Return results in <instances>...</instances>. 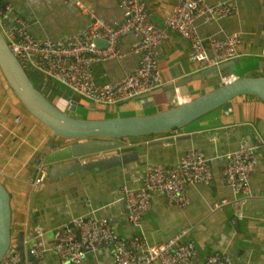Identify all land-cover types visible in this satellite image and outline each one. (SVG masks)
<instances>
[{"label":"crops","instance_id":"crops-1","mask_svg":"<svg viewBox=\"0 0 264 264\" xmlns=\"http://www.w3.org/2000/svg\"><path fill=\"white\" fill-rule=\"evenodd\" d=\"M7 1L12 4L11 16L23 19L29 33L38 39L61 38L78 31L88 21V17L71 1ZM78 1L95 16L110 24H118L123 19L117 0ZM174 1L143 0L148 18L162 26L163 16ZM208 2L229 3L233 10L229 16L216 21L203 23L196 20L198 33L202 37H222L228 33H238V56L228 66L216 69L200 79L186 82L182 88L186 89V94H180L176 88L181 98H193L217 87L222 76L262 74L260 51L264 31L263 0ZM136 41L135 36L127 34L119 40L118 48L122 51L128 50ZM186 53V42L177 34L168 32L166 39L156 48L157 67L163 85L196 75L205 69L188 61ZM135 61L136 56L127 52L119 57L94 62L91 65L93 79L97 84L115 81L129 71ZM31 76L34 85L51 102H54L55 94L66 100L59 109L64 110L66 105L68 107L67 98L72 99L75 96V101L83 103L85 108L101 111L88 100L71 94L60 84L38 74ZM150 92L105 110V117L144 115L173 104L167 103L163 91L155 94ZM257 139L264 146V103L254 96L241 94L181 128L163 134L131 138L129 140L134 144L102 154L105 156L139 149L141 155L134 161L102 170L74 171L56 179L44 180V175L41 184L30 186L27 180L34 176L31 159L47 141H56V136L26 112L13 93H10L0 74V182L9 193L12 233L10 240L16 244V233L22 232L25 257L26 246L33 240L36 229L42 231L41 239L49 246L53 229L69 223L74 217L106 218L119 237L129 238L134 234H141L148 244L164 241L183 227H189L187 238L193 241L196 257L188 264H202L210 252L225 254L233 264H264L262 151L248 178L250 192L241 207L242 216L235 218L230 203L211 209L214 202L221 199L230 201L234 198L229 187L221 181L223 155L236 150L242 144L251 145ZM189 148L204 150L212 170L210 182L206 185H186L188 204L184 207L169 203L162 192H155L151 197L150 209L142 215L138 227L128 223L119 200L120 186L139 187L145 165L171 166ZM24 261L29 264L32 259L25 258ZM36 264L71 263H61L53 251L47 250ZM79 264H111L109 251L100 246Z\"/></svg>","mask_w":264,"mask_h":264},{"label":"built area","instance_id":"built-area-1","mask_svg":"<svg viewBox=\"0 0 264 264\" xmlns=\"http://www.w3.org/2000/svg\"><path fill=\"white\" fill-rule=\"evenodd\" d=\"M73 2L87 17L84 27L58 39H38L27 30L26 22L11 16L12 4L0 0V33L11 53L28 74H38L60 84L71 94L80 96L100 110H109L132 98L148 93L163 85L156 60V48L168 32L177 34L187 44V60L201 68H218L222 62L238 56L240 36L236 32L222 37H202L196 20L216 21L229 16L233 7L225 2L208 0H175L163 16L162 26L148 18L143 0H117L123 19L110 24L95 16L78 0ZM264 6V0H263ZM127 34L137 38L128 50L118 48L119 40ZM103 41L98 45L95 41ZM127 52L136 56L135 65L115 81L97 84L91 65L94 62L119 57ZM261 72L264 76V31L260 51ZM236 76L220 78V84ZM178 94L172 103L188 100ZM127 138L125 145L134 144ZM263 143L257 139L251 145L242 144L225 153L221 163V181L229 187L234 198L212 203L211 209L230 203L235 218H240L241 207L249 195V175L255 169ZM34 176L27 180L30 186L41 184L45 170L41 160L32 163ZM139 187L125 185L119 188V200L125 219L138 227L142 215L150 209L151 197L162 192L165 199L177 207L188 204L185 187L188 184L206 185L212 178L209 159L204 150L187 149L171 166L147 164L140 176ZM189 227H183L166 240L148 244L141 234L119 237L106 218L74 217L67 224L53 229L51 243L46 246L42 231L34 230V238L26 246V253L34 261L44 257L47 250L55 253L61 263L79 264L90 252L104 246L109 251L111 264H188L196 257L193 241L187 238ZM24 241H22L23 246ZM19 251L10 243L0 264H18ZM202 264H233L223 253L210 252Z\"/></svg>","mask_w":264,"mask_h":264},{"label":"water","instance_id":"water-1","mask_svg":"<svg viewBox=\"0 0 264 264\" xmlns=\"http://www.w3.org/2000/svg\"><path fill=\"white\" fill-rule=\"evenodd\" d=\"M95 42L98 45L104 44L101 40ZM234 61H236L235 58L220 63L217 70ZM214 70L216 69L213 67L202 69L196 75L164 84L158 89L152 90L150 94L163 91L167 103H172L173 96L178 93L176 88L180 94H186V89H182L186 82L200 79L214 72ZM0 74L26 112L56 136V141H47L44 147L31 159V163L41 160L45 170L44 180L56 179L74 171L102 170L134 161L141 155L139 149L134 152L105 154V156L102 154L127 147L118 138L154 135L181 128L195 118L219 108L237 95H251L264 103L263 74H244L198 96L169 105L167 108L154 113L123 117H75L56 107L33 85L9 50L1 33ZM67 101L68 111H74L76 107L83 106L69 97ZM260 150L264 153L263 148ZM31 169L33 172L32 167ZM10 223L9 193L0 182V259L10 244ZM22 239L23 234L18 231L15 238L16 248L20 254L18 264H25V258L30 260L28 254H25L24 257ZM29 264H36V261L32 260Z\"/></svg>","mask_w":264,"mask_h":264},{"label":"rangeland","instance_id":"rangeland-1","mask_svg":"<svg viewBox=\"0 0 264 264\" xmlns=\"http://www.w3.org/2000/svg\"><path fill=\"white\" fill-rule=\"evenodd\" d=\"M10 93L12 94V91L11 90H10ZM54 99L55 100L52 103L56 107H60V106H62V105H64L66 103V100L63 99V98H61L59 95H56L55 94ZM81 101H85V100L84 99H81ZM81 104L84 105L83 103H81ZM63 111L68 112L72 116H75V117H83V118H103V117H105L107 115V113H106L105 110H101L100 112L99 111H93V110H89V109L85 108L84 106H82V107H76L74 111H68L67 110V105H66V106H64V110ZM121 117H123V116H121ZM160 134H163V133H160ZM127 138H135V137H122V138H118V140L124 141ZM115 150L116 149H114L112 151H109V152L111 153V152H114ZM10 243H11V240H10Z\"/></svg>","mask_w":264,"mask_h":264},{"label":"trees","instance_id":"trees-1","mask_svg":"<svg viewBox=\"0 0 264 264\" xmlns=\"http://www.w3.org/2000/svg\"><path fill=\"white\" fill-rule=\"evenodd\" d=\"M26 74L28 75L29 79H30L31 82L33 83V81H32V76H31L32 74H28V73H26ZM33 85H34V83H33ZM34 86H35V85H34ZM35 87H36V86H35ZM36 88H37V87H36ZM37 89H38V88H37ZM38 90H39V89H38ZM42 94H43V93H42ZM43 95H44V94H43ZM44 96H45V95H44ZM45 97H46V96H45ZM76 98H77V97H75V96L72 97L73 100H76ZM47 99H48V98H47ZM48 100H49V99H48ZM150 135H152V134H150ZM147 136H149V135H147Z\"/></svg>","mask_w":264,"mask_h":264}]
</instances>
